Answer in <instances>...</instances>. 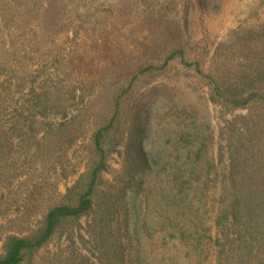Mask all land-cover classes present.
<instances>
[{
  "label": "rangeland",
  "instance_id": "1",
  "mask_svg": "<svg viewBox=\"0 0 264 264\" xmlns=\"http://www.w3.org/2000/svg\"><path fill=\"white\" fill-rule=\"evenodd\" d=\"M158 19L180 21L199 71L160 66L175 39ZM241 27L260 34L252 44L264 52V0H0V252L90 168L89 141L120 98L92 209L20 264H214L221 189L208 167L221 169L227 128L253 131L264 170V99L227 108L203 76L216 48L224 61L243 54L227 41ZM141 54L152 58L136 64ZM48 128H62L59 143L38 147Z\"/></svg>",
  "mask_w": 264,
  "mask_h": 264
},
{
  "label": "trees",
  "instance_id": "2",
  "mask_svg": "<svg viewBox=\"0 0 264 264\" xmlns=\"http://www.w3.org/2000/svg\"><path fill=\"white\" fill-rule=\"evenodd\" d=\"M184 7L182 5V8ZM183 15L185 19L188 18L187 11H184ZM156 25L163 30L168 29L175 39L171 49L164 51L159 57L160 66L177 61L188 66L193 64L195 70L199 71L197 61L189 63L180 45L179 40L183 37V26L180 21L158 19ZM74 34H77V30ZM253 35L255 32L248 28L231 30L227 41L237 42L234 51L240 50L243 54L240 56L238 54V58L232 55L229 61H224L216 48L209 70L203 75L208 79L212 100L227 108H243L264 99V52L252 44L254 39L260 38V34L257 38H252ZM141 55L136 64L140 62L141 65L143 60L152 58L144 57L145 54ZM151 55L157 57L160 53L152 51ZM119 102L120 98H116L110 121L95 130L89 141L88 149L92 155L90 168L74 185L67 188L62 201H57L42 212L39 225L31 228L27 234H9L4 238L0 264H20L25 257H30L65 227L69 234L72 228L68 227L73 223L76 225L78 218L92 209L91 195L100 182L99 173L105 166L106 155L113 148L111 144L116 141V131H106L113 126V121L119 114ZM61 129L53 131L48 128L43 132L42 141L35 143L38 147L59 143ZM227 129L231 132L228 136L227 150L224 152V148H221L218 151L221 169L219 172H213L212 167H208L209 179L213 178L215 181L219 178L221 189L220 203L212 216L215 230L214 234L210 235L216 246L214 264H264L263 166L255 156L253 131L248 128L247 136L242 137L234 135V128ZM7 141L8 137L0 132V142ZM110 247L113 256L120 262L122 243L117 236ZM66 264L77 263L69 260Z\"/></svg>",
  "mask_w": 264,
  "mask_h": 264
}]
</instances>
